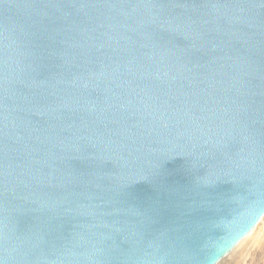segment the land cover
Masks as SVG:
<instances>
[{
    "label": "water",
    "instance_id": "water-1",
    "mask_svg": "<svg viewBox=\"0 0 264 264\" xmlns=\"http://www.w3.org/2000/svg\"><path fill=\"white\" fill-rule=\"evenodd\" d=\"M46 2L0 0V264H212L264 191V0Z\"/></svg>",
    "mask_w": 264,
    "mask_h": 264
},
{
    "label": "clouds",
    "instance_id": "clouds-1",
    "mask_svg": "<svg viewBox=\"0 0 264 264\" xmlns=\"http://www.w3.org/2000/svg\"><path fill=\"white\" fill-rule=\"evenodd\" d=\"M248 171L261 172L264 168L260 167V161L255 159L250 163ZM254 189L257 190V199L248 203L238 199V203L242 204L240 212L231 220L221 222L225 234L221 240L212 244V264H229L228 258L243 248L257 232L259 242L264 246V191L259 190V182H256ZM2 238L7 243V229ZM4 251L10 254L13 249L5 247Z\"/></svg>",
    "mask_w": 264,
    "mask_h": 264
},
{
    "label": "rangeland",
    "instance_id": "rangeland-1",
    "mask_svg": "<svg viewBox=\"0 0 264 264\" xmlns=\"http://www.w3.org/2000/svg\"><path fill=\"white\" fill-rule=\"evenodd\" d=\"M257 238L259 239V233H257V235H253L251 237L250 241L246 244V247L244 246L238 252H236L233 256H230V258H228L229 264H236V263L237 264H264L263 263L264 260H263L262 256L260 255L261 254L260 252L264 246H261V244ZM256 240H257V242H256ZM252 248L256 254L252 251ZM255 255H257V256H255ZM255 258H256V260H255ZM253 260L255 262H253Z\"/></svg>",
    "mask_w": 264,
    "mask_h": 264
},
{
    "label": "snow or ice",
    "instance_id": "snow-or-ice-1",
    "mask_svg": "<svg viewBox=\"0 0 264 264\" xmlns=\"http://www.w3.org/2000/svg\"><path fill=\"white\" fill-rule=\"evenodd\" d=\"M41 3H45V0H40ZM46 9H50V8H56L59 9L57 7H55V0H47L46 4H45ZM47 16V13H44L45 17ZM49 19H51V17H49ZM53 23L55 22L54 20L52 21ZM185 38L189 41V46L192 48L196 47V41L199 40L200 42H202L203 36L200 33H195V32H189V33H185ZM201 44V43H200ZM188 71H191L190 69H188Z\"/></svg>",
    "mask_w": 264,
    "mask_h": 264
},
{
    "label": "bare ground",
    "instance_id": "bare-ground-1",
    "mask_svg": "<svg viewBox=\"0 0 264 264\" xmlns=\"http://www.w3.org/2000/svg\"><path fill=\"white\" fill-rule=\"evenodd\" d=\"M258 233V232H257ZM257 235V234H256ZM258 239V238H257ZM250 241V240H249ZM258 241H259V239H258ZM256 242H257V240H256ZM258 245V244H257ZM262 246V245H261ZM245 247H246V245H245ZM256 247V246H255ZM244 250V249H243ZM252 251L254 252V250H253V248H252ZM243 252V251H242ZM255 253V252H254ZM261 254V256H262V258H263V260H264V247H263V249L261 250V252H260ZM247 254V253H246ZM256 254V253H255ZM250 255V254H249ZM255 256H257V255H255ZM230 258V257H229ZM249 258V257H248ZM259 259V258H258ZM255 260H256V258H255ZM249 261V260H248ZM247 262V261H246ZM245 262V263H246ZM253 262H255L254 260H253ZM261 262V261H260ZM236 263V262H235ZM251 263V262H250ZM264 263V262H263ZM237 264V263H236Z\"/></svg>",
    "mask_w": 264,
    "mask_h": 264
}]
</instances>
